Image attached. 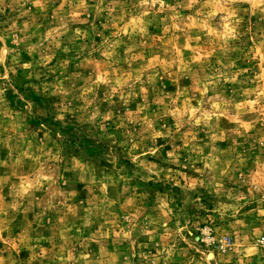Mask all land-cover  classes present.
<instances>
[{
  "label": "rangeland",
  "instance_id": "obj_1",
  "mask_svg": "<svg viewBox=\"0 0 264 264\" xmlns=\"http://www.w3.org/2000/svg\"><path fill=\"white\" fill-rule=\"evenodd\" d=\"M0 264H264V0H0Z\"/></svg>",
  "mask_w": 264,
  "mask_h": 264
}]
</instances>
